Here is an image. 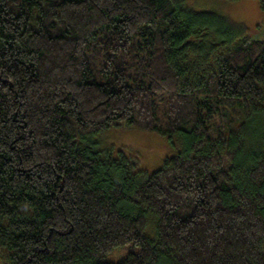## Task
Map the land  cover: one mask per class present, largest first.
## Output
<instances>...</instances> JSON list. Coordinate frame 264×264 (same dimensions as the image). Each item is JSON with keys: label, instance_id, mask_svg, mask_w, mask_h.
<instances>
[{"label": "trees", "instance_id": "obj_1", "mask_svg": "<svg viewBox=\"0 0 264 264\" xmlns=\"http://www.w3.org/2000/svg\"><path fill=\"white\" fill-rule=\"evenodd\" d=\"M112 129L181 144L147 175ZM0 255L264 264V39L181 0H0Z\"/></svg>", "mask_w": 264, "mask_h": 264}, {"label": "rangeland", "instance_id": "obj_2", "mask_svg": "<svg viewBox=\"0 0 264 264\" xmlns=\"http://www.w3.org/2000/svg\"><path fill=\"white\" fill-rule=\"evenodd\" d=\"M183 8L192 13H212L225 18L232 23L244 37L252 40L264 39V9L260 0H181ZM98 146L123 149L128 154L139 157V167L147 175L161 167L162 162L178 152V139L172 143L156 133L138 130L112 129L95 139ZM152 220L148 231L152 234ZM147 235V234H146ZM148 236V235H147ZM127 250L114 251L107 257L109 261L121 259ZM0 264H6L0 255Z\"/></svg>", "mask_w": 264, "mask_h": 264}]
</instances>
